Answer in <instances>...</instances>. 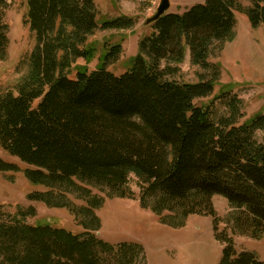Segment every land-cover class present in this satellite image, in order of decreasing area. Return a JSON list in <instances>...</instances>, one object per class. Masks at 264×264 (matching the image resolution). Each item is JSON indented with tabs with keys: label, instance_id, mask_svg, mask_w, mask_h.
I'll return each instance as SVG.
<instances>
[{
	"label": "trees",
	"instance_id": "1",
	"mask_svg": "<svg viewBox=\"0 0 264 264\" xmlns=\"http://www.w3.org/2000/svg\"><path fill=\"white\" fill-rule=\"evenodd\" d=\"M207 0L184 13H168L139 42L134 63L120 76L107 70L122 52L107 48L100 68H81L69 77L76 59L91 60L88 39L99 25L94 0H27V23L35 44L23 64L27 72L16 91L0 93V148L27 168L26 179L41 186L29 198L66 208L86 231L74 234L50 225H29L19 217L0 219V264H147L139 243L113 245L93 232L101 227L97 210L108 196L132 197L131 173L140 184V201L162 224L182 228L191 215L214 219L213 198L237 209L235 228L264 236V115L240 127L218 125L208 107L194 101L213 94L212 83H181L176 77L187 51L192 63L207 68L217 44L235 36V11L252 26H264V0ZM7 0H0V59L7 54ZM134 20L118 17L103 30L130 29ZM167 65L162 67L163 63ZM40 100L37 107L34 103ZM1 172L19 166L0 158ZM87 185V186H84ZM69 195L85 202L75 205ZM219 264H264L252 252L238 253L232 238Z\"/></svg>",
	"mask_w": 264,
	"mask_h": 264
},
{
	"label": "rangeland",
	"instance_id": "2",
	"mask_svg": "<svg viewBox=\"0 0 264 264\" xmlns=\"http://www.w3.org/2000/svg\"><path fill=\"white\" fill-rule=\"evenodd\" d=\"M207 0H170L167 13H184L196 4ZM247 8L249 0H238ZM96 20L99 28L88 39V45L96 50L91 60L76 59L69 77L76 78L78 69L88 73L98 70L103 63L106 50L116 43L122 45L120 57L107 65V70L117 76L125 73L139 54V42L154 32L153 24L147 20L156 14L161 0H94ZM5 22L8 25L9 45L6 57L0 59V93L13 91L27 72L23 64L25 56L34 47L35 39L27 23V0H7ZM235 36L232 40L217 44L207 59L208 67L192 63L190 51L178 64L180 73L176 77L181 83H212L213 94L194 101L195 106L208 107L212 119L218 125L230 123L240 127L259 115H264V26L254 28L248 16L235 11ZM118 17H130L134 26L130 29L103 30L102 23ZM167 65L163 63L162 67ZM40 100L34 103L37 107ZM254 138L264 140V129H258ZM0 158L19 166L18 172L0 171V219L19 217L29 225H50L66 229L74 234L86 230L78 224L76 217L66 208H51L45 203L29 198L34 192H44L41 186L31 184L24 175L27 166L0 148ZM143 182L136 173H131L129 188L132 197L108 196L97 188L90 187L95 195L105 198L104 205L97 210L101 222L99 239L113 245L122 243L141 244L147 256V264H219L224 245L216 234L233 239L238 253L252 252L264 262V236L253 237L235 228L234 216L238 213L228 200L216 195L212 202L216 211L217 230L214 219L206 215H191L182 228H172L161 223L151 207H143L140 201ZM77 206L85 202L68 196Z\"/></svg>",
	"mask_w": 264,
	"mask_h": 264
},
{
	"label": "water",
	"instance_id": "3",
	"mask_svg": "<svg viewBox=\"0 0 264 264\" xmlns=\"http://www.w3.org/2000/svg\"><path fill=\"white\" fill-rule=\"evenodd\" d=\"M170 7H171L170 0H161L158 9L156 11V14L147 20V24H154L160 18L165 16L168 10L170 9Z\"/></svg>",
	"mask_w": 264,
	"mask_h": 264
}]
</instances>
